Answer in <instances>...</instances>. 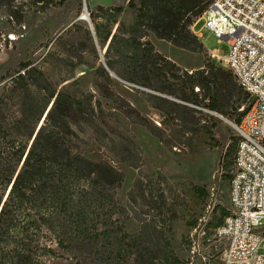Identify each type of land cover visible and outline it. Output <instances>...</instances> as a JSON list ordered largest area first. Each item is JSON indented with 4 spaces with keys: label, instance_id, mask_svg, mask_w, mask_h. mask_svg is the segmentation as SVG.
<instances>
[{
    "label": "rangeland",
    "instance_id": "374dc122",
    "mask_svg": "<svg viewBox=\"0 0 264 264\" xmlns=\"http://www.w3.org/2000/svg\"><path fill=\"white\" fill-rule=\"evenodd\" d=\"M83 3L87 8L85 0ZM126 3L90 0L87 11L95 15L99 6H122L118 21L127 27L132 24L134 12ZM62 13L60 7L36 6L27 0L0 5L2 158L8 162L13 150L29 147V132L48 101V93L34 85L36 72H41L57 90L76 97L92 94L104 115L95 126L81 123L76 127L78 151L84 158L106 162L122 174L120 186L110 191L116 208L112 218L115 224L109 228L122 227L141 247L133 255L115 256L118 248L114 239L88 242L73 238L58 245V231L67 228L54 219L48 225H26L33 211L25 209L0 235V264H150L135 261L145 253L160 257L152 264H162L165 247L181 264H220L224 244L213 238L212 231L221 212L229 209V181L224 178L228 161L221 142L224 134L216 124L219 120L237 136L236 125L208 110L188 117L171 107L161 113L153 108L156 102L145 95H155L153 92L125 84L112 74L113 91L147 121L149 128L115 110L97 89L102 80L95 69L103 64V51L93 38L86 39L88 25L79 19L83 9L67 18ZM193 32L203 45L198 53L177 49L151 33L147 39L158 53L187 72L209 66L208 52L218 50L221 56L228 55V44L218 43L202 20L193 26ZM25 64L34 73L30 78L24 75L25 79L14 85L17 72L24 74L21 67ZM220 66L224 68L223 63ZM117 135L133 157L111 151L110 141ZM231 171L232 166L228 174Z\"/></svg>",
    "mask_w": 264,
    "mask_h": 264
},
{
    "label": "trees",
    "instance_id": "16d2710c",
    "mask_svg": "<svg viewBox=\"0 0 264 264\" xmlns=\"http://www.w3.org/2000/svg\"><path fill=\"white\" fill-rule=\"evenodd\" d=\"M13 1L0 0V5L8 6ZM27 1L36 6L60 7L65 18L82 8V0ZM85 2L88 9L90 0ZM210 2L127 0L126 6L134 12L132 24L127 27L118 21L123 12L122 6H99L97 14L89 12L96 43L104 51L103 64L95 69V74L102 80L97 85L101 96L110 100L115 110L149 128L147 121L113 91L110 72L125 84L153 92L155 95H145L156 102L153 108L161 113L171 107L178 112L181 110L188 117L194 112L208 110L238 126L247 111L248 101L229 70L210 61L209 66L187 72L158 53L147 39L148 33H151L156 39L166 41L177 49L201 52L203 45L191 28L199 23ZM86 39L92 40L89 30H86ZM91 51L97 56L93 46ZM28 67L29 64L21 67L23 75L17 72V78L12 81L14 85L32 76L33 69ZM36 74L34 85L48 93L41 117L53 102L29 148L13 150L8 162L0 152V235L6 225L29 209L33 212L26 225H48L54 219L61 227L67 228L58 231V245L73 238L88 242H97L100 238L114 239L118 248L115 256H122L123 253L133 255V251L141 247L139 242L129 237L120 226L109 228L115 224L112 218L116 208L110 191L120 186L122 174L106 162H92L84 158L78 151L79 137L75 129L81 123L89 126L98 123L100 116L104 115L100 102L92 94L76 97L67 91L57 90L41 72ZM243 105L245 107L240 110ZM41 117L29 132V141ZM182 119L179 114V120ZM216 127L223 130L221 142L226 148L224 157L228 159L224 164V178L230 181L228 170L231 166L233 169L239 137L227 126L223 127L219 120ZM110 142L111 151L117 155L124 157L130 153L133 157L121 144L119 135ZM6 191L8 194L2 204ZM228 213V210L221 212L216 227L222 224ZM103 227L106 229L102 230ZM167 249L164 248L162 264H181ZM159 259L156 254L145 253L137 256L135 261L152 264Z\"/></svg>",
    "mask_w": 264,
    "mask_h": 264
},
{
    "label": "built area",
    "instance_id": "2783aa9c",
    "mask_svg": "<svg viewBox=\"0 0 264 264\" xmlns=\"http://www.w3.org/2000/svg\"><path fill=\"white\" fill-rule=\"evenodd\" d=\"M199 20L218 43L228 44L226 57L218 50L208 57L224 64L248 101L234 127L239 140L229 181V213L212 236L224 244L220 264H264V0H211Z\"/></svg>",
    "mask_w": 264,
    "mask_h": 264
},
{
    "label": "water",
    "instance_id": "95a60500",
    "mask_svg": "<svg viewBox=\"0 0 264 264\" xmlns=\"http://www.w3.org/2000/svg\"><path fill=\"white\" fill-rule=\"evenodd\" d=\"M82 9H83V14L79 17V19L82 20V21H85V22L87 23V25H88V30H89V32L91 33V36H92L94 42L96 43V40H95V37H94L93 28H92V25H91V22H90V19H89V13H88L87 8H86V5H85L84 3L82 4ZM101 53H102V52L100 51V54H101ZM103 53H104V51H103ZM100 59L103 61V57H102V55H100ZM109 74H110V76H112V73L109 72ZM52 102H53V101H52ZM52 102L48 105V107H47L46 110L44 111V114L42 115V117H41V119H40V121H39L38 127L36 128L35 133H34V135L32 136V139H31V141H30V144H31L33 138L35 137V135H36V133H37L39 127L42 125L43 120H44V117L46 116V114H47L48 111L50 110L51 105H52ZM226 122H229V121H226ZM234 127H235V126H234ZM30 144H29V146H30ZM28 148H29V147H28ZM26 153H27V151H26ZM20 166H21V165H20ZM18 171H19V170H18ZM18 171H17V172H18ZM17 172H16V174H17ZM8 191H9V189H8ZM8 191H7V193H6L5 199H6V197H7ZM5 199L3 200V202L5 201ZM3 202H2V204H3Z\"/></svg>",
    "mask_w": 264,
    "mask_h": 264
},
{
    "label": "crops",
    "instance_id": "0c3cea01",
    "mask_svg": "<svg viewBox=\"0 0 264 264\" xmlns=\"http://www.w3.org/2000/svg\"><path fill=\"white\" fill-rule=\"evenodd\" d=\"M198 37V36H197Z\"/></svg>",
    "mask_w": 264,
    "mask_h": 264
}]
</instances>
